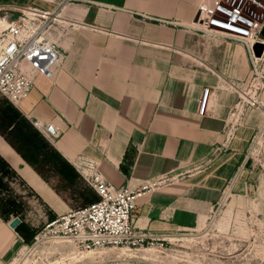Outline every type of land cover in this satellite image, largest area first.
I'll return each mask as SVG.
<instances>
[{
  "label": "crops",
  "instance_id": "1",
  "mask_svg": "<svg viewBox=\"0 0 264 264\" xmlns=\"http://www.w3.org/2000/svg\"><path fill=\"white\" fill-rule=\"evenodd\" d=\"M201 2L70 0L56 12L61 57L51 73L37 74L19 102L0 93V264L39 234L22 199L45 205L49 222L83 204L82 159L116 185H148L134 209L142 231L164 236L202 226L247 162L264 123V85L228 137L229 117L242 94L250 98L245 88L256 72L242 42L193 27ZM30 5L56 8L48 0H0L8 20L15 18L9 9ZM36 120L54 121L60 135L50 138Z\"/></svg>",
  "mask_w": 264,
  "mask_h": 264
},
{
  "label": "built area",
  "instance_id": "2",
  "mask_svg": "<svg viewBox=\"0 0 264 264\" xmlns=\"http://www.w3.org/2000/svg\"><path fill=\"white\" fill-rule=\"evenodd\" d=\"M51 1L60 5L70 0ZM16 9H20L21 14L9 20L8 25L0 30V93L19 102L32 90L37 74L51 73L61 57V45L55 36L58 25L56 11L32 5L17 6ZM193 27L242 42L248 50L256 76L261 80L253 93L264 85V48L261 55L256 54L254 48L257 42L264 44V0H202ZM251 95L253 97L246 104H259L258 98ZM209 103L210 87L206 86L199 99L200 114H206ZM243 104L239 102L237 109ZM35 124L52 139L61 133L54 121L36 120ZM227 133L228 137L234 134L229 127ZM80 161L84 175L99 194V199L48 222L44 234L42 231L36 236L37 241L53 231L55 236L73 240L78 248L89 249L143 244L147 238L154 237L139 229L134 219L137 198L148 185L144 184L142 188L130 182L116 185L103 176L95 162ZM258 264L264 263L260 261Z\"/></svg>",
  "mask_w": 264,
  "mask_h": 264
},
{
  "label": "rangeland",
  "instance_id": "3",
  "mask_svg": "<svg viewBox=\"0 0 264 264\" xmlns=\"http://www.w3.org/2000/svg\"><path fill=\"white\" fill-rule=\"evenodd\" d=\"M53 11H60L57 5ZM0 10V20L4 17ZM15 17L20 9H9ZM2 15V16H1ZM5 15V14H4ZM5 18V17H4ZM59 22V21H58ZM7 20L0 23V27ZM4 28V27H3ZM2 29V28H1ZM0 29V30H1ZM261 80L256 76L245 88L257 97ZM242 94L243 107L233 109L228 127L235 130L249 104ZM240 106V105H239ZM235 112V113H234ZM234 124V125H233ZM247 162L224 186L198 229L184 230L165 237H149L143 244L78 248L73 240L48 232L44 239H27L10 264H258L264 259V123L256 130L247 150ZM86 181V182H85ZM81 181L78 196L83 205L97 199L87 180ZM46 206L22 199V214L44 234L49 222ZM56 219V218H55ZM52 221V220H51ZM48 230V229H47ZM260 258V259H259Z\"/></svg>",
  "mask_w": 264,
  "mask_h": 264
},
{
  "label": "water",
  "instance_id": "4",
  "mask_svg": "<svg viewBox=\"0 0 264 264\" xmlns=\"http://www.w3.org/2000/svg\"><path fill=\"white\" fill-rule=\"evenodd\" d=\"M263 34H264V28H263ZM255 48V52L256 54L258 55H261L262 51H263V48H264V44L261 43V42H257L254 46ZM20 217L19 216H15L12 220H11V225L12 226H17V224L20 222Z\"/></svg>",
  "mask_w": 264,
  "mask_h": 264
},
{
  "label": "bare ground",
  "instance_id": "5",
  "mask_svg": "<svg viewBox=\"0 0 264 264\" xmlns=\"http://www.w3.org/2000/svg\"><path fill=\"white\" fill-rule=\"evenodd\" d=\"M56 15H57V18H58V17L60 16V12L57 13ZM1 18L4 19V20H7V24L1 26L0 29L3 28V27H6V26L8 25V22H9V20H8L6 17H5V18H4V17H1ZM4 20H3V21H4ZM3 21L0 20V23L3 22ZM252 97H253V96L251 95L250 98H252ZM250 98H249V99H250Z\"/></svg>",
  "mask_w": 264,
  "mask_h": 264
}]
</instances>
